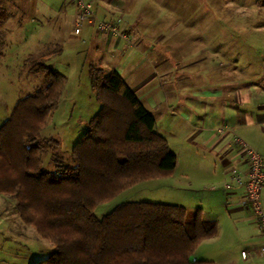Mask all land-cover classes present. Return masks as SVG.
<instances>
[{
	"label": "trees",
	"instance_id": "trees-1",
	"mask_svg": "<svg viewBox=\"0 0 264 264\" xmlns=\"http://www.w3.org/2000/svg\"><path fill=\"white\" fill-rule=\"evenodd\" d=\"M46 86L18 100L0 125V193L15 201L21 220L54 250L34 264H212L191 260L198 245L217 232L201 209L127 201L98 218L95 209L140 182L168 176L176 155L155 130V118L120 74L90 65L99 109L71 148V164L42 154L59 146L40 138L57 108L66 76L45 62Z\"/></svg>",
	"mask_w": 264,
	"mask_h": 264
},
{
	"label": "rangeland",
	"instance_id": "rangeland-1",
	"mask_svg": "<svg viewBox=\"0 0 264 264\" xmlns=\"http://www.w3.org/2000/svg\"><path fill=\"white\" fill-rule=\"evenodd\" d=\"M261 1L188 0L181 7L179 0H175L166 11L168 23L162 24L164 14L157 15L159 17L157 23L153 24H156L154 29L169 33L174 46L172 50L168 48L170 51L167 55L173 64V78L176 75L178 78H174L176 81L171 85L167 84L168 81L162 82L158 75L155 78L153 59L138 54L140 64L134 72H130L132 74L126 83L135 90V95L154 116L155 130L165 136L170 150L176 153L177 166L168 176L140 182L112 200L98 205L95 209L98 218L119 203L127 201L175 203L187 208L188 213H193L198 208L205 212L215 211L216 196L224 195L221 191L223 183L220 184L219 179L210 173L206 175L201 165L204 164L209 169L215 168L216 158L206 151L197 156L190 155L184 143L185 135L190 130H204L207 127V123L200 119L198 121L196 117L193 119L187 111L189 107L195 106V98L201 96L203 90L183 87L184 72H193L198 67V62L186 64L190 61L185 58L189 55L188 51L196 49L198 32L212 37L215 30L213 15L221 18L258 17L261 16ZM54 9L57 10L51 7V13ZM48 13L50 11L43 6L42 0H0V125L8 118L18 100L46 86L43 75L31 71L35 63L42 61L50 64L52 69L66 76L58 106L50 113L46 127L39 135L44 139L54 138L59 143V146H52L42 154V165L50 170L53 169L54 155L62 157L66 164L72 163L71 148L98 111L99 103L91 84L88 56L74 51L69 41L59 36L68 31L70 24L62 22L61 18L55 23L53 17H47ZM245 20L243 18L236 30L231 29L227 23H222L221 32L226 36L228 32H236L238 43H241L237 45L238 50L244 49L245 42L239 37L240 32L246 31L243 29ZM254 44L252 52L257 55L258 49L264 48V45L260 46L255 41ZM104 70L107 72L106 68ZM203 100L206 106L213 105L207 98ZM199 174L204 175L203 179L197 177ZM14 204L12 198L0 193V215L6 216L9 223L5 232L0 234L5 238L4 247L0 251V264H34L52 253L54 246L48 239L41 237L32 225L21 220ZM11 241L17 246H13L10 252L8 245ZM20 243L30 247L26 248Z\"/></svg>",
	"mask_w": 264,
	"mask_h": 264
},
{
	"label": "crops",
	"instance_id": "crops-1",
	"mask_svg": "<svg viewBox=\"0 0 264 264\" xmlns=\"http://www.w3.org/2000/svg\"><path fill=\"white\" fill-rule=\"evenodd\" d=\"M173 1L175 0H94L97 14L103 19L117 22L128 32L130 43L99 32L91 24L80 29L74 28L78 8L73 0H42V4L49 9L47 17H53V22L57 23L58 18H61L62 22L70 24L68 31L59 36L68 40L74 51L88 56L90 65L95 63L107 71L115 69L126 82L132 74L130 72H134L140 64L138 54H143L146 58L153 59L154 74L156 73L154 77L158 75L162 82L168 81L167 84L171 85L176 81L174 78H178L177 75L173 78V64L167 55L174 45L169 33L155 30L156 24H153L157 23L159 14H164L162 24L169 22L166 11ZM179 2L183 7V3H188V0ZM259 6L261 16L243 17L246 19L243 27L246 31L240 32L239 37L245 42L243 50H238L237 45L241 43H238L236 32H228L227 36L221 32L222 23H227L231 29L236 30L243 18L213 15L215 30L212 37L198 32L197 47L192 52L188 51L189 55L185 58L190 62L183 60L186 64L198 62L197 70L184 72L183 87L203 90V94L195 98V108L189 107L187 111L193 119L196 117L198 121L200 119L207 123L204 130H190L185 135V148L188 147L187 153L194 156L203 151L210 156L214 155L215 168L209 169L204 164L201 168L206 171V175L210 173L218 178L220 184L229 179L232 168L244 171L246 164L241 159L242 150L234 143L233 134L219 133L215 128L229 127L264 157V52H260L264 48L260 47L257 55L252 52L254 41L260 46L264 45V0ZM51 7L57 10L54 9L51 13ZM203 98L212 101L213 105L206 106ZM176 158L178 159L177 155ZM203 176L199 174L197 177L203 179ZM221 191L224 195L216 196L217 207L214 212H205L200 208L204 220L217 222V232L213 237L202 241L190 259L209 261L212 264H264V257L260 253L261 246H264V230L259 227L253 209L246 204L244 188L234 186L227 191L222 188ZM260 204L264 209V189L260 193ZM5 217L0 215V234L9 225ZM4 239L0 235V251L4 247ZM20 244L30 247L28 244ZM13 246L17 244L11 241L8 245L10 252ZM243 251L245 256H242Z\"/></svg>",
	"mask_w": 264,
	"mask_h": 264
},
{
	"label": "built area",
	"instance_id": "built-area-1",
	"mask_svg": "<svg viewBox=\"0 0 264 264\" xmlns=\"http://www.w3.org/2000/svg\"><path fill=\"white\" fill-rule=\"evenodd\" d=\"M78 8V14L75 18L76 29L84 27L86 24L94 25L99 32L118 37L127 43H130L128 32L121 28L115 22L101 18L95 8L94 0H73ZM219 133H232L234 143L242 150L241 159L246 164V169L240 171L237 168H232L229 179L223 184L224 191L231 189L234 186L244 188L246 204L253 209L258 220L259 227L264 230V209L260 204V193L264 189V157L254 148L249 146L242 138L234 133L227 126L217 128ZM260 253L264 257V246H261ZM246 253L243 251L242 256Z\"/></svg>",
	"mask_w": 264,
	"mask_h": 264
}]
</instances>
